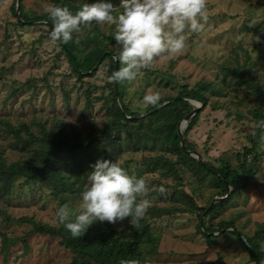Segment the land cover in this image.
<instances>
[{
	"label": "rangeland",
	"instance_id": "1",
	"mask_svg": "<svg viewBox=\"0 0 264 264\" xmlns=\"http://www.w3.org/2000/svg\"><path fill=\"white\" fill-rule=\"evenodd\" d=\"M14 2L19 3L0 0V122H7L0 124V152L8 163L32 159V152L22 151L5 132L11 126L22 131L27 124L37 135L62 130L70 140L90 143L95 132L110 130L116 110L113 85L108 81L111 57L79 77L61 46L50 38L48 26L18 24ZM112 3L118 6L120 0ZM53 4L52 0H23L22 8L35 17L47 13L46 8ZM207 17L200 33H184L182 54L155 59L131 84L122 82L121 92L129 110L137 118H146L154 107L142 104L149 91L161 93L159 103L185 89L203 91L207 104L198 110V120L187 134L192 146L189 153L199 152L203 162L212 166L226 161L239 169L250 145L248 135L257 124L252 115L258 106L255 90L257 86L264 90V0H207ZM113 32V25L94 23L81 26L73 40L85 43L95 34L103 47L116 53ZM85 50L89 48L80 52ZM187 98L191 111L202 105ZM168 117L146 118L142 127L138 122L131 123L133 127L120 126L117 142L104 141L101 155L97 153L100 144L94 143L98 157L92 161L118 162L148 183L152 206L139 224L150 227L156 238L152 248L151 242L145 243L148 237L143 245L149 264H264V253L258 263L245 241L248 237L258 242L264 251V144L247 179L237 189L229 187L227 193L214 175L182 157L157 128ZM185 120L179 123L182 135L189 121ZM23 134L27 137L25 131ZM88 173L84 174L85 184ZM74 184L76 189L78 182ZM84 186L79 188L81 192ZM52 187L51 181L40 184L23 177L8 183L0 180V264L71 263L74 253L57 237L33 231L31 218L59 226L52 223L58 207H79L80 195L54 194ZM229 195L232 198H226ZM223 198L227 200L223 206L200 217L202 207ZM159 210L163 213L154 214ZM201 220L214 233L210 239L200 229ZM230 224L233 226L226 228ZM132 227L130 217L112 226L122 235ZM4 235L15 240L7 253L3 251Z\"/></svg>",
	"mask_w": 264,
	"mask_h": 264
},
{
	"label": "trees",
	"instance_id": "2",
	"mask_svg": "<svg viewBox=\"0 0 264 264\" xmlns=\"http://www.w3.org/2000/svg\"><path fill=\"white\" fill-rule=\"evenodd\" d=\"M22 1L13 3L12 9L16 14H19L18 24L31 25L33 22H40L49 27L50 32L53 29V24L47 13L39 16H31L23 11ZM53 5L67 6L70 10L77 11L84 3H90L92 0H81V3H72L69 0H52ZM19 8V11H18ZM17 16V14H16ZM61 50L65 52L74 72L79 76L85 75L91 71H95L96 67L103 64L110 56L111 65L110 72H114L120 67L118 61L113 60L115 53L110 52L102 46V41L98 40L95 34L86 38L85 43L77 41H69L61 43ZM81 48H89L88 51L81 53ZM114 92L113 106L115 107V115L110 122L109 131H98L90 139V143H85L84 140H70L62 130L57 133L44 131L43 135H37L30 129L27 124L22 125L21 129L9 127L7 134L11 135L16 140L18 145L22 146V151L32 152L31 160L24 162L8 163L0 152V180H5L8 183L17 177H23L26 181H34L44 184L47 181L52 182V191L54 194L71 193L72 195H80V187L85 185V172L91 171L92 165L96 162L92 161L93 157H98L96 154V146H98V155L104 151V141L117 142L120 133V126L130 127L131 123L138 122L142 127L146 118L160 119L164 116H169L165 124L157 126L165 133V138L175 147H177L182 157L190 159L196 163L201 169L206 170L219 181L225 191L228 193L229 187L237 189L238 184L242 180H246L248 172L252 171V166L256 164V156L259 155L264 141L261 140L264 133V90L257 86L255 90L258 99V106L252 110V115L257 120V124L251 133L248 135L249 146H247L242 154L243 159L241 167L234 169L231 165L223 161L220 166L209 165L198 158H194L189 152L192 146L188 143L187 134L196 124L199 114H194L188 121L187 128L183 133L185 139L182 146V138L179 133V123L184 120L191 112L189 98L201 101L202 107L206 106L207 99L203 91H191L185 89L178 96L169 98L167 102H161L157 106L151 108L150 115L139 116L135 114L125 105L121 92L122 83H112ZM201 107V108H202ZM200 108V109H201ZM198 112V111H197ZM7 122H0V124ZM133 127V126H131ZM23 131L27 137L24 136ZM255 133V135L253 134ZM118 136V137H117ZM102 158V157H101ZM74 180L78 182V186L74 188ZM232 198L228 196L226 198ZM224 199V198H223ZM227 200H220L213 205L202 207L200 217L210 214L223 206ZM163 210L156 211L154 214L160 215ZM34 223V232L47 233L57 237L59 242L74 253L73 260L70 264H149L143 250L145 243L151 242L150 248L155 245L156 238L150 227L144 224L133 226L130 233L122 235L117 233L112 226L116 223L99 222L92 224L84 235L73 238L71 234L61 225L53 226L41 222ZM223 224V223H222ZM222 227L225 225H221ZM233 226L230 224L226 228ZM204 221L201 220L200 229L203 228V234L207 239H210L214 233L209 232L212 229L204 228ZM227 232V230H224ZM237 233V232H236ZM239 235V233H238ZM246 245L252 257L260 263L263 256V247L258 242L246 237ZM3 251L8 252L9 248L15 243V240L10 239L7 235L3 236ZM150 240V241H149Z\"/></svg>",
	"mask_w": 264,
	"mask_h": 264
},
{
	"label": "clouds",
	"instance_id": "3",
	"mask_svg": "<svg viewBox=\"0 0 264 264\" xmlns=\"http://www.w3.org/2000/svg\"><path fill=\"white\" fill-rule=\"evenodd\" d=\"M46 12L53 24L50 38L65 44L81 32V26L113 25V39L118 45L113 60L120 67L108 76V81L129 84L155 59L182 54L186 48L184 33H200L208 19L207 0H120L118 6L112 0H92L75 12L59 5L48 6ZM160 101L159 91H149L142 97L144 106H155ZM87 181L79 207H58L52 221L73 238L84 235L94 222L114 224L130 217V223L138 226L152 206L146 179L131 175L118 162L97 160ZM159 191L165 190L161 187Z\"/></svg>",
	"mask_w": 264,
	"mask_h": 264
},
{
	"label": "water",
	"instance_id": "4",
	"mask_svg": "<svg viewBox=\"0 0 264 264\" xmlns=\"http://www.w3.org/2000/svg\"><path fill=\"white\" fill-rule=\"evenodd\" d=\"M18 11H19V8H18ZM117 70H118V68H117ZM193 100H194L195 102H196V101H197V102H201V101H199V100H195V99H193ZM202 105H203V104H202ZM202 105L199 106L198 108H196L195 110H193V112H191V113H190L185 119H186V120H189L194 114L197 113V111L202 107ZM186 120H185V121H186ZM185 121H183L182 124L185 125V123H186ZM179 133H180L181 138H182V146L185 148V145H184L185 139H184V137H183V135H182L181 127H179ZM191 155L194 156V157H197L199 160L203 161L201 155L199 154V152H197V151H192V152H191Z\"/></svg>",
	"mask_w": 264,
	"mask_h": 264
}]
</instances>
